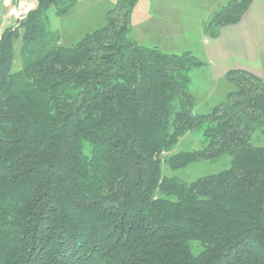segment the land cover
<instances>
[{"label":"trees","instance_id":"16d2710c","mask_svg":"<svg viewBox=\"0 0 264 264\" xmlns=\"http://www.w3.org/2000/svg\"><path fill=\"white\" fill-rule=\"evenodd\" d=\"M0 34V264H264V79L226 73L234 90L195 114L190 52L137 44V0L58 44L46 14L77 0H33ZM252 0H229L208 38ZM15 62L20 67L13 70ZM202 147L166 156L188 132ZM226 160L189 183L163 174Z\"/></svg>","mask_w":264,"mask_h":264},{"label":"rangeland","instance_id":"374dc122","mask_svg":"<svg viewBox=\"0 0 264 264\" xmlns=\"http://www.w3.org/2000/svg\"><path fill=\"white\" fill-rule=\"evenodd\" d=\"M229 0H137L132 9L129 34L139 45L157 47L166 53L181 55L190 52L202 66L190 72L191 93L194 99L195 114H204L218 102L224 100L234 86L225 78L214 79L202 59V28L208 22L212 12ZM117 0H77L65 13L57 15L52 8L46 14L50 30L59 35L58 44L70 47L85 34L91 33L106 24L108 12ZM36 7L33 0H0V34L4 28L16 24L8 15L10 8L30 9ZM26 12V11H25ZM205 36V35H204ZM204 63V64H203ZM20 67L15 62L13 70ZM201 130L186 133L178 143L164 153L166 156L180 151H192L202 147ZM251 142L263 145L264 137L255 131ZM226 165L225 159L216 162L202 161L191 163L179 170H170L163 166L166 176H173L189 183L195 178L216 173Z\"/></svg>","mask_w":264,"mask_h":264},{"label":"crops","instance_id":"0c3cea01","mask_svg":"<svg viewBox=\"0 0 264 264\" xmlns=\"http://www.w3.org/2000/svg\"><path fill=\"white\" fill-rule=\"evenodd\" d=\"M202 38V59L214 79L232 70L264 79V0H252L239 23L221 28L218 37Z\"/></svg>","mask_w":264,"mask_h":264},{"label":"built area","instance_id":"2783aa9c","mask_svg":"<svg viewBox=\"0 0 264 264\" xmlns=\"http://www.w3.org/2000/svg\"><path fill=\"white\" fill-rule=\"evenodd\" d=\"M29 10V9H28ZM27 9H24V11L19 8V7H14V8H10L8 10V15L14 19V20H19L21 18L24 17V15L26 14V12L28 11ZM26 11V12H25Z\"/></svg>","mask_w":264,"mask_h":264},{"label":"water","instance_id":"95a60500","mask_svg":"<svg viewBox=\"0 0 264 264\" xmlns=\"http://www.w3.org/2000/svg\"><path fill=\"white\" fill-rule=\"evenodd\" d=\"M30 8H33V5H31V7Z\"/></svg>","mask_w":264,"mask_h":264}]
</instances>
